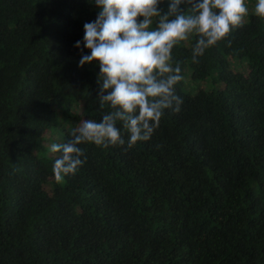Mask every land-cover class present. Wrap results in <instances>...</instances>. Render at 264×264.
I'll return each mask as SVG.
<instances>
[{
    "label": "trees",
    "instance_id": "16d2710c",
    "mask_svg": "<svg viewBox=\"0 0 264 264\" xmlns=\"http://www.w3.org/2000/svg\"><path fill=\"white\" fill-rule=\"evenodd\" d=\"M246 1L230 46L174 47L178 113L132 148L81 145L58 183L51 144L111 110L75 47L99 10L0 0V264H264V18Z\"/></svg>",
    "mask_w": 264,
    "mask_h": 264
},
{
    "label": "clouds",
    "instance_id": "9594fccd",
    "mask_svg": "<svg viewBox=\"0 0 264 264\" xmlns=\"http://www.w3.org/2000/svg\"><path fill=\"white\" fill-rule=\"evenodd\" d=\"M164 3L166 11L160 7ZM94 4L97 18L84 24L83 41L75 44L81 48L82 43L90 54L82 51L78 66L99 65L100 91L94 102L99 109L111 110L100 122L82 120L67 142L51 144L50 152L60 154L53 164L58 183L86 161L81 145L132 148L148 141L165 110L178 113L183 103L176 94L183 76L173 63L174 47L195 34L192 60L198 63L219 42L230 46L231 32L243 27L249 11L245 0H94ZM181 5H191L190 11ZM254 14L264 18V0H257Z\"/></svg>",
    "mask_w": 264,
    "mask_h": 264
},
{
    "label": "rangeland",
    "instance_id": "374dc122",
    "mask_svg": "<svg viewBox=\"0 0 264 264\" xmlns=\"http://www.w3.org/2000/svg\"><path fill=\"white\" fill-rule=\"evenodd\" d=\"M249 0H247L246 2H248ZM245 4H247V3H245ZM255 5H256V3H253V6L255 7Z\"/></svg>",
    "mask_w": 264,
    "mask_h": 264
}]
</instances>
